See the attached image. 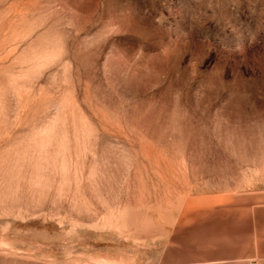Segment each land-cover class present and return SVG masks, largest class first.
Returning a JSON list of instances; mask_svg holds the SVG:
<instances>
[{
  "label": "rangeland",
  "instance_id": "374dc122",
  "mask_svg": "<svg viewBox=\"0 0 264 264\" xmlns=\"http://www.w3.org/2000/svg\"><path fill=\"white\" fill-rule=\"evenodd\" d=\"M264 213V0H0V264H237Z\"/></svg>",
  "mask_w": 264,
  "mask_h": 264
},
{
  "label": "crops",
  "instance_id": "0c3cea01",
  "mask_svg": "<svg viewBox=\"0 0 264 264\" xmlns=\"http://www.w3.org/2000/svg\"><path fill=\"white\" fill-rule=\"evenodd\" d=\"M250 237L237 249V264H264V213L253 214Z\"/></svg>",
  "mask_w": 264,
  "mask_h": 264
}]
</instances>
